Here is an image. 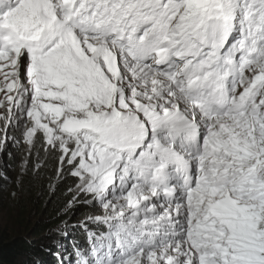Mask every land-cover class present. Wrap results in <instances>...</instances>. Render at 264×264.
I'll list each match as a JSON object with an SVG mask.
<instances>
[{
    "label": "snow or ice",
    "instance_id": "6c2138e0",
    "mask_svg": "<svg viewBox=\"0 0 264 264\" xmlns=\"http://www.w3.org/2000/svg\"><path fill=\"white\" fill-rule=\"evenodd\" d=\"M9 131L93 209L59 264H264V0H0Z\"/></svg>",
    "mask_w": 264,
    "mask_h": 264
},
{
    "label": "rangeland",
    "instance_id": "374dc122",
    "mask_svg": "<svg viewBox=\"0 0 264 264\" xmlns=\"http://www.w3.org/2000/svg\"><path fill=\"white\" fill-rule=\"evenodd\" d=\"M2 136V134H0ZM20 138V132L17 131L13 133L9 131V139L5 146L0 149V181L2 178H5V172L10 174V188L4 190L0 194V232L7 233L11 238L15 237H26L35 241L36 238L32 237V233L38 234L41 231V228L45 225H49L48 232H45L40 238H44L47 235L57 236L58 242L65 240L67 248H70V237L73 236L76 230L77 233H82L85 235L81 228H73L74 225H78L82 220L85 219V216L93 211L91 206L90 209H83L85 204L80 203V206L75 203L73 205H78V208H75L73 212L69 215V210L72 207H69L68 201L72 198L71 194L68 192L65 195L64 202L60 205L59 214L53 219L51 216L44 215L36 218L35 214H30L28 217H25L20 220L19 211L17 209L18 201L20 200L19 195L21 191L27 190L29 197L42 201V204L46 206L47 210L50 211L53 209L54 205L51 202L52 193L55 191L52 187V184L57 180L55 177V161L52 171L45 172L48 177L44 178L43 174L45 168H41L39 175L33 172V164L29 163L25 165V171H22L21 165L24 158L26 157V151L22 144H17L15 139ZM17 159L14 167H9L7 164V159ZM64 180V179H61ZM73 185V183H72ZM1 190V186H0ZM15 192L16 195L13 196L12 193ZM53 198V197H52ZM46 203V204H45ZM75 206V207H76ZM45 208V209H46ZM58 210V209H57ZM47 214V213H46ZM65 224L67 229H65ZM30 230L27 232V230ZM67 230L69 235L65 237L63 232ZM52 233V234H51ZM32 241V242H34ZM58 252H56L57 254ZM56 263L59 264V258H55Z\"/></svg>",
    "mask_w": 264,
    "mask_h": 264
},
{
    "label": "trees",
    "instance_id": "16d2710c",
    "mask_svg": "<svg viewBox=\"0 0 264 264\" xmlns=\"http://www.w3.org/2000/svg\"><path fill=\"white\" fill-rule=\"evenodd\" d=\"M17 159H7V164L9 167H14ZM54 160L49 159L47 167L45 168L44 173L52 171L54 167ZM5 178H2L0 181V194L10 188V174L5 172ZM43 177H48L47 173L43 174ZM73 178L70 176H66L64 180L57 179L52 187L55 190L52 193L51 202L54 207L50 211L47 210L46 206L42 204V201H38L37 199L27 197L29 193L27 190L21 191L18 201L17 209L19 211L20 220L28 217L30 214H35L36 218L39 216L49 215L50 218L54 220V218L59 214L60 205L64 202L65 195L68 193V188L72 186ZM80 206V202H76ZM46 204V203H45ZM78 205H73L69 210V215L73 212L75 208H78ZM76 206V207H75ZM88 205L83 206V209H90L87 207ZM46 208V209H45ZM58 209V210H57ZM47 213V214H46ZM51 228L49 225H45L41 228V231L38 234L32 233V237L36 238L35 241L32 239H28L26 237H15L11 238L7 233L0 232V264H58L56 263V259L58 255L56 252H63L65 249L71 250L67 248L66 241L57 240V236L47 235L43 239L40 238L45 232H48V229ZM30 228L27 230V232ZM78 230L73 233V236L70 237L69 243L70 246L74 240H78L81 243L85 240V235L82 233H77ZM52 234V233H51ZM34 241V242H32ZM67 255V252L64 253Z\"/></svg>",
    "mask_w": 264,
    "mask_h": 264
}]
</instances>
